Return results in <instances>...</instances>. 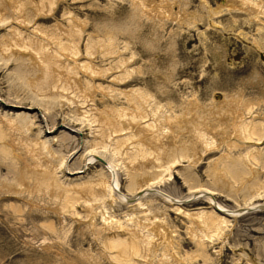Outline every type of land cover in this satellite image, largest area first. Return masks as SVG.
Listing matches in <instances>:
<instances>
[{
    "label": "rangeland",
    "instance_id": "374dc122",
    "mask_svg": "<svg viewBox=\"0 0 264 264\" xmlns=\"http://www.w3.org/2000/svg\"><path fill=\"white\" fill-rule=\"evenodd\" d=\"M223 1L156 0L157 3H150L142 13L134 7L133 0H58L52 12L47 4L40 11L44 15H38L36 23L28 28L21 27V31L27 38L34 37L33 29L37 25L53 30L57 25L71 29V18L75 24L85 23L80 39L81 55L77 59L64 57V64L79 73L84 86L86 81H91L81 70V64L90 60L87 55L89 39L107 40L113 35L115 54H107L111 51L107 40L92 58L98 69H111L105 76L92 81L97 88L96 104L102 110L107 106L128 107L121 92L142 89L151 96L150 107H160L159 116L169 114L170 110L177 115H188L186 107L197 101L196 113L213 121L214 116L222 118L212 114L219 106L214 103L226 105L236 99L256 103L257 70L264 72V50L257 47V39L261 38L257 32V18L244 9L220 8ZM155 4L171 15L164 16L162 10H149ZM40 7L42 9V5ZM3 13L10 15V11ZM24 13L32 16L33 12L27 8ZM4 25L0 27V39L12 35L9 19ZM17 25L14 22V26ZM36 36L44 40V36ZM47 43L51 50L60 51L55 41ZM121 61L125 64L121 65ZM16 67L13 60L7 65L0 61V107L21 101L20 108L14 107L16 112L25 111L30 115L39 112L35 125L43 127L47 138L61 139L52 144L57 155L68 156L78 148L79 139L92 138L90 125L73 121L74 105L60 104L57 99L49 112L32 106L27 97L30 95L28 87L13 74ZM126 70L131 75L120 78ZM98 85L113 90L107 96ZM256 108L251 115H246L247 121L257 115ZM254 120L257 122V117ZM37 126L32 137L39 131ZM69 128L79 131L77 138L69 133ZM189 136V130L184 127L175 145L181 146ZM20 137L17 134L8 136L4 140L11 144V149L0 148V264H162L164 245L159 244V239L155 240L159 244L156 252L147 258L143 257L144 249L133 251L131 256L121 253L113 257L104 247L112 238L131 240L127 227L141 234L159 223L172 236L170 254L174 258L170 264H264V211L229 219L228 226L220 234L206 230L208 237L201 243V229L194 218L176 212L164 198L147 197L143 206H128L108 197L98 202H88L85 198L75 202L55 188L47 189L38 178L47 166L49 155L37 156ZM239 142L227 159L222 158L228 152L224 145L220 149L197 148L175 164L149 169L148 183L154 182L159 189L179 199L192 196L198 189H213L214 197L228 209L264 203V195L257 196V188L244 190L239 184L229 187L220 181L217 183L213 176L214 168L232 162L238 163L240 171H249L247 152L251 147ZM82 161L81 153L72 157L68 171L82 169ZM118 165L121 191L128 194L129 177L123 166ZM101 167L99 163L91 165L84 175L76 176H68L63 168L59 175L68 185L82 177L96 175ZM252 170L247 177L249 185L257 183V171ZM130 171L133 172L131 168ZM14 173H27L26 185L7 184V181L13 182ZM209 207L210 203L202 199L183 205L191 212H207ZM107 224L112 225L105 229ZM204 246L212 263H205L197 256Z\"/></svg>",
    "mask_w": 264,
    "mask_h": 264
},
{
    "label": "bare ground",
    "instance_id": "6f19581e",
    "mask_svg": "<svg viewBox=\"0 0 264 264\" xmlns=\"http://www.w3.org/2000/svg\"><path fill=\"white\" fill-rule=\"evenodd\" d=\"M57 2L58 0H40V2L35 0H0V27L5 26L4 22L9 19L10 33L12 32L11 36L4 35L0 39V61L6 65L11 60L17 63L13 74L22 85L28 87L30 95L27 97L32 101V106H40L49 112L57 99H60V104L64 102L68 105L72 104L75 107L73 121L84 126L90 125L93 129V136L89 140L79 139L78 148H75L68 156L66 154L57 155L52 144L60 142L61 139L59 140L57 137L47 138L43 127L35 125V120L39 118L37 115L39 112L36 115H30L29 112L25 111L16 112L14 107L20 108L19 106H21L18 105L21 104V101H18L17 104L6 103V108L0 107V144L5 145L0 148L11 149V144L4 140L8 136L15 134L19 137L20 135L23 136L24 139L20 138L29 151L37 156L49 155L47 166L38 178L39 183L50 190L55 188L66 198L70 197V200L75 202L83 198L88 202H98L108 197L111 201L117 200L128 206H143V201L147 197L164 198L165 202L173 205L172 208L176 212L185 213L194 218L196 225L201 229V243L208 237L205 234L206 230L220 234L228 226L229 219H236L256 211H264V203L262 202L250 204L244 208L228 209L217 201L213 189H198L194 191L192 196L179 199L159 189L154 185V182L148 183L149 179L147 178L149 169L166 164H175L180 159L188 157L197 148L200 150L220 149L224 145L228 152L224 153L222 158L227 159L230 157V151L240 144L239 141H243L244 145L251 147L247 152L249 171H240L237 166L238 163L232 162L228 166L224 164L221 168H214L212 170L213 176L217 183L220 181L222 184L234 188L235 185L239 184L240 188L244 190H249L251 187L257 188V196L264 195V72L260 69L257 70L256 103L246 102L242 99L240 101L238 99L236 101L230 100L226 105L222 102L214 103L219 106L217 105L218 107L212 111V114L222 118L215 119L214 116L213 121L204 114L196 113L197 101L191 102V105L186 107L185 112L188 115H177L175 111L170 110L169 114L165 112L166 115L159 116L162 112L160 107L151 108V96L142 89L121 92L128 103V107L115 109L107 106L106 109L102 110L96 104L95 93L97 88L92 81L98 76H105L111 69H98L93 64L92 58L100 45L103 46V42L107 40V46L111 49L107 54H115L116 46L113 43V35L109 36L107 40L89 39L87 55L90 56V60L81 64V70L91 78V81H86L84 86L78 77L79 73L73 67L64 64V57L77 59L81 55L80 39L85 23L75 24L71 18V29L57 25L53 30L37 25L33 29L34 37L27 38L21 31V27L28 28L29 25L33 24L38 15H44L40 11L46 6L50 5V12H52ZM223 2L224 4L220 8L244 9L250 11V14L257 18V25L259 24L257 32L261 36L260 41L257 39V47L264 50V0H224ZM150 3L157 2L156 0H133L134 7L141 10L142 13L148 9ZM156 6L155 4L149 10H162L164 16L171 15L165 8L160 9ZM27 8L31 9V13L33 12L32 16L30 14L25 15L24 12ZM3 11H10V15L7 16ZM38 12L39 14H37ZM14 22L18 25L14 26ZM125 27L128 28V25ZM37 34L44 36V40L38 38ZM49 40L55 41L59 45L60 51L51 50L46 45ZM120 64L124 65L125 61H121ZM130 75L131 72L126 70L120 78L126 79ZM97 87L107 96L113 90L111 87L105 88L102 85ZM255 106H257V115L254 119L257 117V122L254 119L247 121L246 115H251ZM36 126L39 131L36 136L32 137L31 133ZM184 127H187L190 132L189 140H185L184 144L177 146L175 145L177 135ZM68 130L76 138L78 137L79 131L71 128ZM256 144L257 148H255ZM261 146L263 147L261 148ZM80 153L83 159L81 162L82 169L77 167L74 171H68L70 159ZM97 163L101 164L102 167L96 175L82 177L68 185H65L59 175L63 168H66L68 176L84 175L91 165ZM119 163L129 177L128 194L121 191ZM130 168L133 170L132 173ZM252 169L257 171V183L249 185L247 177L252 173ZM63 174L65 175V173ZM14 176L13 182L7 181V184L14 185L17 183L19 187L26 185L27 173H14ZM6 189L13 188L7 187ZM142 192L145 194L138 198L137 196ZM199 199L210 203L207 212H191L183 208V205ZM248 210L252 211L248 212ZM110 225L112 224H107L105 229H108ZM127 232H129L128 235L131 240L112 238L109 239L108 244H105L104 247L109 250L113 257L122 255L121 253L124 256H131L133 251L137 253L143 249L145 251L143 257H151L159 244H163L161 263L170 264L174 258L170 254L172 236L162 223L157 224L154 229L147 230L146 233L137 234L130 227H127ZM156 239L160 241L158 245ZM206 251L204 246L203 251L199 252L197 256L203 259L205 263H212V259L205 254ZM90 257L94 258V255H90Z\"/></svg>",
    "mask_w": 264,
    "mask_h": 264
},
{
    "label": "water",
    "instance_id": "95a60500",
    "mask_svg": "<svg viewBox=\"0 0 264 264\" xmlns=\"http://www.w3.org/2000/svg\"><path fill=\"white\" fill-rule=\"evenodd\" d=\"M144 194H145V192H142V193H140L137 197L140 198V197H142ZM132 201H133V199L131 200V202H132ZM249 211H252V210H248V212H249Z\"/></svg>",
    "mask_w": 264,
    "mask_h": 264
}]
</instances>
